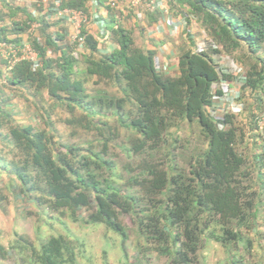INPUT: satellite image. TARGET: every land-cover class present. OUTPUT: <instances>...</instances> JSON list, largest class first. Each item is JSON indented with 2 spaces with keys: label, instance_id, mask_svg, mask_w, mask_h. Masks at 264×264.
Wrapping results in <instances>:
<instances>
[{
  "label": "trees",
  "instance_id": "1",
  "mask_svg": "<svg viewBox=\"0 0 264 264\" xmlns=\"http://www.w3.org/2000/svg\"><path fill=\"white\" fill-rule=\"evenodd\" d=\"M53 1L36 0L29 7L0 0V42H29L41 63L21 59L11 64L0 55L1 209L14 198L75 219L80 210L87 211L86 222L105 224L121 237L125 256L129 234L122 216L135 215L140 234L157 243L174 264H192L209 238L225 246L250 245L245 234L257 227L264 211V141L255 132L264 90V0H166L189 23L198 22L203 34L200 47L187 32L191 45L182 49L176 77L158 68L156 51L138 46L133 30L124 25L131 16L137 19L128 0H116L128 11L122 20V11L110 0H94L108 13L102 39L110 38L117 47L103 52L101 40L86 29L88 22L78 57L70 25L54 16ZM61 1L62 7L83 10L90 19L88 0ZM33 22L40 26L31 34ZM237 51L248 54L244 61L255 58L241 88V94L248 90L258 100L251 106L248 129L232 114L216 118L208 113L213 93H220L215 85L222 78L232 80L221 71L219 58ZM90 83L116 90L99 88L91 94ZM14 96L42 102L37 116L44 127L15 118ZM57 107L70 114L63 120L69 126L97 131L99 149L58 143L51 117ZM105 108L133 133L126 147L130 163L121 166L123 172L109 151L119 136L114 126L95 122ZM183 121L196 123L207 141L187 173L159 161L168 130ZM3 175L9 177L4 184ZM74 249L64 237L37 246L16 234L10 247L0 245V260L15 251L23 264H74Z\"/></svg>",
  "mask_w": 264,
  "mask_h": 264
},
{
  "label": "rangeland",
  "instance_id": "2",
  "mask_svg": "<svg viewBox=\"0 0 264 264\" xmlns=\"http://www.w3.org/2000/svg\"><path fill=\"white\" fill-rule=\"evenodd\" d=\"M194 25L201 29L198 22H195ZM35 32L30 31L31 34ZM185 38L189 42V44H185V48H188L191 45V40L187 36ZM174 42V46L181 45ZM226 55L225 59L228 63L234 62L241 65L246 74L249 71L250 63L255 61V58L252 60L247 58L244 61L243 57L248 54L238 51ZM99 88H105L110 92L116 90L103 83L89 84L91 94H95ZM13 92V90L9 91L10 94ZM242 94L247 111L246 115L236 116V121L247 126L248 129L252 118L251 106L257 105L258 100L248 90H242ZM28 97L32 98L31 95ZM13 103L16 104L15 118L18 121L34 124L39 128L44 127L43 118L40 115L37 116L39 105L41 106L42 102L35 105L34 102L26 103L21 97L14 96ZM98 109L100 110L99 107ZM101 111L104 115L99 114L95 122L109 121L114 126V132L119 136L111 142L109 151L112 153V157L118 161L119 168L122 170L123 164L130 163L126 147L133 133L120 125L117 115L106 108ZM40 112L44 113V110H40ZM51 117L57 131L55 140L58 143H74L81 146L82 149H99L96 142L97 131H87L81 126L71 127L63 122L70 117L66 109L57 107L52 111ZM167 140V145L159 154V161L166 166L175 165L178 171L183 173L189 171L190 162L207 148V141L200 134L199 126L196 123L190 124L185 121L177 123L168 130ZM83 152L85 153V151ZM2 179L3 184L8 180L4 177ZM3 189L6 193L8 192L5 188ZM5 205V209L0 207V245L5 247H10L14 243L16 234L26 236L37 246L41 241L51 237H64L75 247L76 262L74 264H174L169 256L157 250V243L140 234L135 223V215L122 216V222L129 234L127 255L125 256L121 237L105 224L86 222V217L89 214L87 211L80 210L77 219H75L70 214L47 213L45 209L38 207L35 203L23 199L10 198ZM245 238L249 239L250 245L242 242L238 245L228 244L225 246L220 241L209 238L202 243L196 256L192 257V264H264V211L258 220L257 227L247 232ZM0 264L23 263L15 251H10L9 257L0 260Z\"/></svg>",
  "mask_w": 264,
  "mask_h": 264
},
{
  "label": "built area",
  "instance_id": "3",
  "mask_svg": "<svg viewBox=\"0 0 264 264\" xmlns=\"http://www.w3.org/2000/svg\"><path fill=\"white\" fill-rule=\"evenodd\" d=\"M43 1L48 3V0ZM127 2V7L135 10L137 19H142L145 13L163 9V4L160 3V0H128ZM110 4L114 8L122 11L121 15H119V19L122 20L126 17L128 14L126 6L117 3L116 0H110ZM53 10L56 18L65 19L69 23L71 42L77 46V49L73 54L75 57H78V50L81 49L85 41L82 29L83 26L89 22V15L83 10L62 7L61 0L53 1ZM39 26V22H33L31 24V31L35 32ZM171 26L173 29H176L177 26H186V19L180 18L176 20L175 18H172ZM200 47H203V43H200ZM0 55L8 59L11 64L21 59H27L33 62L35 66L41 65L38 52L29 42L22 45L0 42ZM219 63L221 71L232 75V80L222 78L218 84L215 85V88L219 90L220 93H213L212 103L208 106V113L216 118H221L226 114L240 116L244 110L241 88L246 82V73L241 65L234 62L228 63L225 56L219 58ZM156 65L160 68L157 62ZM262 95L263 103L256 116L255 132L264 141V90Z\"/></svg>",
  "mask_w": 264,
  "mask_h": 264
},
{
  "label": "crops",
  "instance_id": "4",
  "mask_svg": "<svg viewBox=\"0 0 264 264\" xmlns=\"http://www.w3.org/2000/svg\"><path fill=\"white\" fill-rule=\"evenodd\" d=\"M34 1L36 0H23L18 3L30 7ZM160 3L163 4V9L145 13L140 20L131 16L124 21V25L133 30L136 44L147 50H155L157 53L156 62L160 68H163L171 76L176 77L180 74L178 67L179 56L182 49L185 48V44H189L185 38L187 32L191 31L200 45L203 37L202 29L195 27V22L191 24L187 20L186 26H177L176 29H173L171 19H185V16L178 14L176 9L166 0H160ZM174 3L176 4L177 0H174ZM88 4L90 20L86 29L101 40L103 52H111L117 47L116 42L108 37L103 40L101 36L105 34L108 13L104 7H98L94 0H88ZM106 35L108 36L109 34L107 33ZM173 42L181 45L174 46ZM3 177L9 179L7 175H3Z\"/></svg>",
  "mask_w": 264,
  "mask_h": 264
}]
</instances>
